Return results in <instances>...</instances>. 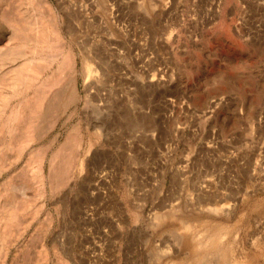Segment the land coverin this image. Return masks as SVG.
Instances as JSON below:
<instances>
[{
	"label": "rangeland",
	"instance_id": "obj_1",
	"mask_svg": "<svg viewBox=\"0 0 264 264\" xmlns=\"http://www.w3.org/2000/svg\"><path fill=\"white\" fill-rule=\"evenodd\" d=\"M0 13V264H264V0Z\"/></svg>",
	"mask_w": 264,
	"mask_h": 264
},
{
	"label": "bare ground",
	"instance_id": "obj_2",
	"mask_svg": "<svg viewBox=\"0 0 264 264\" xmlns=\"http://www.w3.org/2000/svg\"><path fill=\"white\" fill-rule=\"evenodd\" d=\"M0 17H1V18H3V17H4L2 13H0ZM12 23H13V22H12ZM13 26L15 27V28H13V29H16V28H18V25H16L15 23H13ZM82 166H83V165H82Z\"/></svg>",
	"mask_w": 264,
	"mask_h": 264
}]
</instances>
